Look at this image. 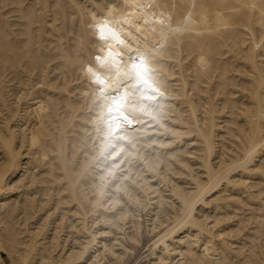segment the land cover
Listing matches in <instances>:
<instances>
[{"label": "bare ground", "instance_id": "bare-ground-1", "mask_svg": "<svg viewBox=\"0 0 264 264\" xmlns=\"http://www.w3.org/2000/svg\"><path fill=\"white\" fill-rule=\"evenodd\" d=\"M116 2L165 95L102 181L83 69L108 0H0V264H125L145 236L135 264H264V0Z\"/></svg>", "mask_w": 264, "mask_h": 264}, {"label": "snow or ice", "instance_id": "snow-or-ice-1", "mask_svg": "<svg viewBox=\"0 0 264 264\" xmlns=\"http://www.w3.org/2000/svg\"><path fill=\"white\" fill-rule=\"evenodd\" d=\"M103 7L107 15L92 17L90 28L98 41L97 51L83 72L92 93L90 111L94 115L89 123L94 159L103 168L101 180L105 181L116 178L121 164L141 159L142 135H146L149 121L159 123L165 93L154 66L155 50L147 44L141 47L138 35L113 25L109 17L119 8L116 0H108ZM134 27L142 35L140 27Z\"/></svg>", "mask_w": 264, "mask_h": 264}, {"label": "rangeland", "instance_id": "rangeland-1", "mask_svg": "<svg viewBox=\"0 0 264 264\" xmlns=\"http://www.w3.org/2000/svg\"><path fill=\"white\" fill-rule=\"evenodd\" d=\"M148 240L151 241V238L145 236L143 238V242H142V244L140 246V250L139 249L135 250L134 253L129 256V258L127 259L125 264H135V262H136L135 260H137V259L139 260L140 257L146 255L145 251H146V249L148 247V244L150 243V241H148ZM2 257H3V260H4L5 264H10V262H9V260H8V258H7V256L5 254H2Z\"/></svg>", "mask_w": 264, "mask_h": 264}]
</instances>
